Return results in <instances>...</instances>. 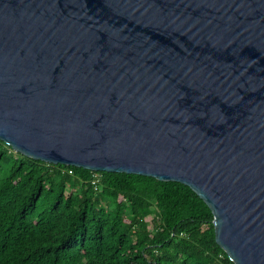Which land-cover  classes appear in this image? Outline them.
Listing matches in <instances>:
<instances>
[{"label":"water","instance_id":"obj_1","mask_svg":"<svg viewBox=\"0 0 264 264\" xmlns=\"http://www.w3.org/2000/svg\"><path fill=\"white\" fill-rule=\"evenodd\" d=\"M0 140L185 184L264 264V0H0Z\"/></svg>","mask_w":264,"mask_h":264},{"label":"trees","instance_id":"obj_2","mask_svg":"<svg viewBox=\"0 0 264 264\" xmlns=\"http://www.w3.org/2000/svg\"><path fill=\"white\" fill-rule=\"evenodd\" d=\"M212 220L185 184L47 163L0 140V264H234Z\"/></svg>","mask_w":264,"mask_h":264},{"label":"built area","instance_id":"obj_3","mask_svg":"<svg viewBox=\"0 0 264 264\" xmlns=\"http://www.w3.org/2000/svg\"><path fill=\"white\" fill-rule=\"evenodd\" d=\"M98 183V175L94 176V179L92 180V184L96 185Z\"/></svg>","mask_w":264,"mask_h":264}]
</instances>
